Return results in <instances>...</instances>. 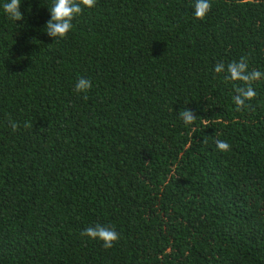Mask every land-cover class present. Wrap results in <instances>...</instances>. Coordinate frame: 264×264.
<instances>
[{"label": "trees", "instance_id": "trees-1", "mask_svg": "<svg viewBox=\"0 0 264 264\" xmlns=\"http://www.w3.org/2000/svg\"><path fill=\"white\" fill-rule=\"evenodd\" d=\"M50 4L0 13V264H264V79L214 71H264V0H96L56 43Z\"/></svg>", "mask_w": 264, "mask_h": 264}, {"label": "clouds", "instance_id": "clouds-1", "mask_svg": "<svg viewBox=\"0 0 264 264\" xmlns=\"http://www.w3.org/2000/svg\"><path fill=\"white\" fill-rule=\"evenodd\" d=\"M24 0H0V13L5 15L10 21L18 25V22L24 20L21 11ZM96 5V0H51L48 10L51 14V20L47 23L44 31L53 40L58 42L67 38L69 33L74 30L73 21L79 17L85 9H92ZM193 15L196 19L203 20L207 17L212 8V0H193ZM214 71L217 74L227 73L226 80L232 82H243L245 87H236V93L233 97L234 103L238 109L245 108L246 102L256 97V92L252 87V82L264 79V71H249L246 60L233 61L225 67L224 63L215 66ZM93 84L90 79L80 77L75 84L77 94H87L92 89ZM181 120L186 126L195 124L197 118L189 108L182 109L179 112ZM15 127V125H13ZM218 151L225 153L230 151L231 145L226 140L216 142ZM92 241H101L106 249L112 248L118 243L119 233L112 227L96 224L89 226L82 233Z\"/></svg>", "mask_w": 264, "mask_h": 264}]
</instances>
